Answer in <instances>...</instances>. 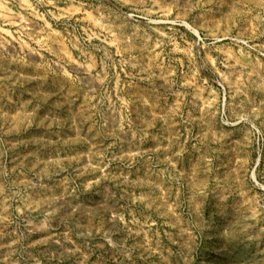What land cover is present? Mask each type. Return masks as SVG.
Masks as SVG:
<instances>
[{
  "label": "rangeland",
  "instance_id": "obj_1",
  "mask_svg": "<svg viewBox=\"0 0 264 264\" xmlns=\"http://www.w3.org/2000/svg\"><path fill=\"white\" fill-rule=\"evenodd\" d=\"M0 264H264V0H0Z\"/></svg>",
  "mask_w": 264,
  "mask_h": 264
}]
</instances>
